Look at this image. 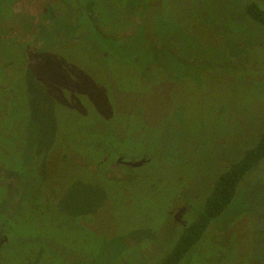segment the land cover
Instances as JSON below:
<instances>
[{
    "label": "rangeland",
    "instance_id": "obj_1",
    "mask_svg": "<svg viewBox=\"0 0 264 264\" xmlns=\"http://www.w3.org/2000/svg\"><path fill=\"white\" fill-rule=\"evenodd\" d=\"M253 4L0 0V264L175 251L264 135ZM179 264H264V160Z\"/></svg>",
    "mask_w": 264,
    "mask_h": 264
},
{
    "label": "trees",
    "instance_id": "obj_2",
    "mask_svg": "<svg viewBox=\"0 0 264 264\" xmlns=\"http://www.w3.org/2000/svg\"><path fill=\"white\" fill-rule=\"evenodd\" d=\"M111 3L108 4V8H112ZM128 4H135V2H130ZM124 7L122 9H124ZM247 10L248 14L256 22L264 26V11L256 4L250 5ZM117 18L118 13L116 12L112 18V26H115V20ZM262 160H264V135L255 148L249 150L240 161L233 163V165H230V167L224 171L215 186L213 194L206 203L204 213H202L197 221L186 230L175 251L161 264L180 263L184 255L202 240L212 222L222 215L232 203L237 189L246 174L255 168Z\"/></svg>",
    "mask_w": 264,
    "mask_h": 264
}]
</instances>
